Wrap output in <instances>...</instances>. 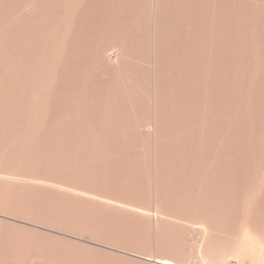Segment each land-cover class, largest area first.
Masks as SVG:
<instances>
[{"label": "rangeland", "instance_id": "obj_1", "mask_svg": "<svg viewBox=\"0 0 264 264\" xmlns=\"http://www.w3.org/2000/svg\"><path fill=\"white\" fill-rule=\"evenodd\" d=\"M154 258L264 264V0H0V264Z\"/></svg>", "mask_w": 264, "mask_h": 264}, {"label": "bare ground", "instance_id": "obj_2", "mask_svg": "<svg viewBox=\"0 0 264 264\" xmlns=\"http://www.w3.org/2000/svg\"><path fill=\"white\" fill-rule=\"evenodd\" d=\"M155 262H159L161 264H190V263H179V262H172L170 260H167V259H158V258H154L153 259ZM224 261V260H222ZM218 262V261H217ZM205 263V262H204ZM224 263V262H223ZM222 263V264H223Z\"/></svg>", "mask_w": 264, "mask_h": 264}, {"label": "built area", "instance_id": "obj_3", "mask_svg": "<svg viewBox=\"0 0 264 264\" xmlns=\"http://www.w3.org/2000/svg\"><path fill=\"white\" fill-rule=\"evenodd\" d=\"M230 264H233V263H230Z\"/></svg>", "mask_w": 264, "mask_h": 264}]
</instances>
